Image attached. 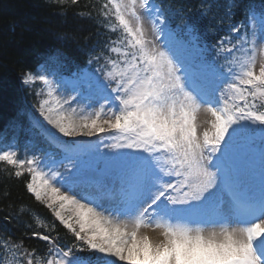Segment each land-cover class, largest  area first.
<instances>
[{"label":"snow or ice","instance_id":"6c2138e0","mask_svg":"<svg viewBox=\"0 0 264 264\" xmlns=\"http://www.w3.org/2000/svg\"><path fill=\"white\" fill-rule=\"evenodd\" d=\"M85 7L111 28L106 42L75 70L56 53L22 73L51 127L18 115L60 154L0 148L7 174L53 217L28 225L43 252L8 240L4 264L9 252L14 264H264V10L249 4L234 23L230 7L209 45L180 9L173 28L176 13L156 0Z\"/></svg>","mask_w":264,"mask_h":264},{"label":"trees","instance_id":"16d2710c","mask_svg":"<svg viewBox=\"0 0 264 264\" xmlns=\"http://www.w3.org/2000/svg\"><path fill=\"white\" fill-rule=\"evenodd\" d=\"M93 0H80L73 5L71 0H0V140L7 144L18 137H28L30 129L26 116L18 115L21 110L36 113L37 96L33 88L25 86L22 73L36 68L45 58L60 53L65 58L68 69L75 70L83 65L88 52L99 49L107 40L106 32L94 18L80 15L86 12V5ZM100 2V0H96ZM165 9L176 13L180 21V9L194 21L200 35L215 42L228 31L226 12L232 8V21L244 20L245 8L252 4L257 12L264 10V0H159ZM210 7V10L208 6ZM233 5H236L233 7ZM202 6L204 12H201ZM115 39V36L112 37ZM22 126H15L14 121ZM10 166L0 164V247L11 240L24 247L44 251L45 242L31 236L29 224L39 228L37 218L45 223L53 217L45 206L35 201L21 182V178L9 176ZM4 193H7L4 195ZM23 207V211L21 210ZM57 229L66 238L70 233L57 223Z\"/></svg>","mask_w":264,"mask_h":264},{"label":"rangeland","instance_id":"374dc122","mask_svg":"<svg viewBox=\"0 0 264 264\" xmlns=\"http://www.w3.org/2000/svg\"><path fill=\"white\" fill-rule=\"evenodd\" d=\"M257 59H258V62H259L261 59H264V44L261 45V47H260V49H259V51H258ZM74 107H75V105H74ZM204 118H205V117L202 115V116H201V119H204ZM39 120H40L41 124L44 125L45 128H50V127H51L50 125L47 124V122L44 120V118H43L41 115H40V117H39ZM36 129L38 130L39 134H41V135L46 139V136H45L44 134L41 133V129H39V128H36ZM61 135H62V134H61ZM74 139H79V137H75V138H73V137H63V140H65V141H72V140H74ZM85 139H94V138H85ZM47 141L49 142L48 139H47ZM52 144H53V143H52ZM53 145L56 146L55 144H53ZM47 150H48V151H47ZM47 150H44V151H47V152L50 153V154H53L52 152H54L53 149L51 150V149L48 148ZM53 155H55V154H53ZM55 156H56V155H55ZM58 157H59V156H57V158H58ZM40 166H41V168H42L44 171H47V170H48V168L45 167L44 163H42ZM56 186H57V187H61V191H65V188H64L62 185L57 184ZM191 226H192V227H196V225H191ZM201 227H203L205 234H207V233L210 232V231H220V230H221V228H220V226H219L218 224H217V225L204 224V225H201ZM231 227H232V228H235V227H239V225H235V224H233V225H231ZM230 230H231V229H230ZM142 231L144 232V229H143ZM144 233H145V232H144ZM148 235L151 237V239H152L153 241H156V242H159L160 240H163V239H164V237L161 236V235H159L157 232L148 233Z\"/></svg>","mask_w":264,"mask_h":264},{"label":"clouds","instance_id":"9594fccd","mask_svg":"<svg viewBox=\"0 0 264 264\" xmlns=\"http://www.w3.org/2000/svg\"><path fill=\"white\" fill-rule=\"evenodd\" d=\"M144 232L148 235V233H152V232H157L159 235H161L162 236V229H156V228H153V227H151V226H147V227H145L144 228ZM211 232V231H210ZM215 232H217L218 234H219V232L220 231H215ZM209 233V232H208ZM207 233V234H208ZM206 234V235H207Z\"/></svg>","mask_w":264,"mask_h":264}]
</instances>
